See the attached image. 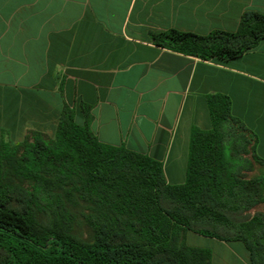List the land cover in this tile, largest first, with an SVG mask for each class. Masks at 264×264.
<instances>
[{"label": "crops", "instance_id": "0c3cea01", "mask_svg": "<svg viewBox=\"0 0 264 264\" xmlns=\"http://www.w3.org/2000/svg\"><path fill=\"white\" fill-rule=\"evenodd\" d=\"M247 11L264 13V0H0V142L17 145L30 132L53 138L65 105L83 125L86 104L101 143L149 155L180 185L192 130L213 128L208 96L222 94L264 160V40L226 61L151 37L235 32ZM186 243L210 249L211 264H251L241 241L188 231Z\"/></svg>", "mask_w": 264, "mask_h": 264}, {"label": "trees", "instance_id": "16d2710c", "mask_svg": "<svg viewBox=\"0 0 264 264\" xmlns=\"http://www.w3.org/2000/svg\"><path fill=\"white\" fill-rule=\"evenodd\" d=\"M155 45L202 60L237 59L264 40V13L245 12L235 32L198 35L170 29ZM213 128L191 133L187 178L168 184L162 162L101 143L65 105L53 138L30 132L0 142V264H211L210 249L188 246V231L241 241L264 264V160L257 136L232 115L231 100L208 96ZM58 187L90 210L89 241L72 237L76 216ZM50 226L37 231L38 217Z\"/></svg>", "mask_w": 264, "mask_h": 264}, {"label": "rangeland", "instance_id": "374dc122", "mask_svg": "<svg viewBox=\"0 0 264 264\" xmlns=\"http://www.w3.org/2000/svg\"><path fill=\"white\" fill-rule=\"evenodd\" d=\"M65 199L68 201L71 211L76 216V222L74 224V229L71 233L72 237L79 241H89L92 230L84 219V215L89 212V206L83 201L79 200L77 195L69 187H58L57 188ZM256 210L264 211V205H260ZM37 231L43 230L50 226L49 217L40 215L37 219Z\"/></svg>", "mask_w": 264, "mask_h": 264}]
</instances>
